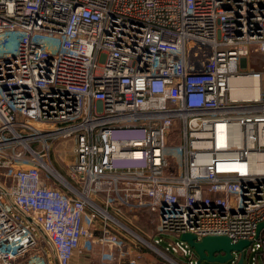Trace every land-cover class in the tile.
<instances>
[{
	"label": "built area",
	"instance_id": "obj_1",
	"mask_svg": "<svg viewBox=\"0 0 264 264\" xmlns=\"http://www.w3.org/2000/svg\"><path fill=\"white\" fill-rule=\"evenodd\" d=\"M257 57L264 0H0V264H197L183 234L258 264Z\"/></svg>",
	"mask_w": 264,
	"mask_h": 264
},
{
	"label": "water",
	"instance_id": "obj_2",
	"mask_svg": "<svg viewBox=\"0 0 264 264\" xmlns=\"http://www.w3.org/2000/svg\"><path fill=\"white\" fill-rule=\"evenodd\" d=\"M0 190L4 191V188L0 185ZM8 200L15 209L16 212L27 218L31 224L35 225L33 220L29 218L26 214H24L12 201V199L8 196ZM42 236L44 237L47 244H49L52 248L54 258L56 259V252L53 244H51L45 232L35 225ZM264 228V222L261 223L258 229V235H260L262 229ZM181 241L186 242L196 253L198 258L197 264H206V263H217V264H228L234 259V254L237 253L240 255V260L237 264L244 263L243 252L245 249L251 245V242L244 240L239 243H233L227 237L222 236H214L211 235L209 237H204L200 241L196 240V236L191 234H183L181 236Z\"/></svg>",
	"mask_w": 264,
	"mask_h": 264
},
{
	"label": "rangeland",
	"instance_id": "obj_3",
	"mask_svg": "<svg viewBox=\"0 0 264 264\" xmlns=\"http://www.w3.org/2000/svg\"><path fill=\"white\" fill-rule=\"evenodd\" d=\"M253 61H254V63H253ZM249 63H250V68L252 67V63H253L254 69H256V70L260 69L264 66V57H259V58L257 57V58H253V59L251 58L249 60ZM61 155L66 156V155H68V153L64 150L61 153ZM130 224L128 226H130L142 238H147V236H152L154 231H155V227H156V222L150 221L147 216H144L143 218H140L137 220H132ZM121 232H123V231H121ZM154 236H155V238H158V234H154ZM164 238H166L169 241L176 242V239L174 237L164 236ZM132 242L137 244V242L135 240H132ZM144 254H145V260H144L143 264H167L165 261H162V260L156 258L155 255L152 253V251H150L148 248L145 249ZM244 256H245L246 261L254 262V256L253 255H252V257L249 256L248 251H245ZM234 257H236V253H235ZM183 262L185 263V260H183ZM206 264H210V263H206ZM211 264H217V263H211ZM228 264H232V263L228 262ZM258 264H264V258L263 257L259 259Z\"/></svg>",
	"mask_w": 264,
	"mask_h": 264
},
{
	"label": "bare ground",
	"instance_id": "obj_4",
	"mask_svg": "<svg viewBox=\"0 0 264 264\" xmlns=\"http://www.w3.org/2000/svg\"><path fill=\"white\" fill-rule=\"evenodd\" d=\"M239 85V83L235 82V86L237 87ZM248 87H250L251 89L245 93V92H234L233 94L237 97H248V98H253L256 99L259 97V88H258V82H256L255 84L251 83V84H247Z\"/></svg>",
	"mask_w": 264,
	"mask_h": 264
},
{
	"label": "trees",
	"instance_id": "obj_5",
	"mask_svg": "<svg viewBox=\"0 0 264 264\" xmlns=\"http://www.w3.org/2000/svg\"><path fill=\"white\" fill-rule=\"evenodd\" d=\"M121 233V235H123L125 238L127 237L123 232H120Z\"/></svg>",
	"mask_w": 264,
	"mask_h": 264
},
{
	"label": "crops",
	"instance_id": "obj_6",
	"mask_svg": "<svg viewBox=\"0 0 264 264\" xmlns=\"http://www.w3.org/2000/svg\"><path fill=\"white\" fill-rule=\"evenodd\" d=\"M59 163H60V162H59ZM59 163H58V164H59ZM64 164H65V163H64ZM60 165H62V163H60V164L58 165V167H61Z\"/></svg>",
	"mask_w": 264,
	"mask_h": 264
}]
</instances>
